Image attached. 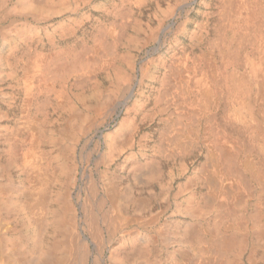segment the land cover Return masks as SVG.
Returning <instances> with one entry per match:
<instances>
[{
	"label": "bare ground",
	"instance_id": "obj_1",
	"mask_svg": "<svg viewBox=\"0 0 264 264\" xmlns=\"http://www.w3.org/2000/svg\"><path fill=\"white\" fill-rule=\"evenodd\" d=\"M75 1L0 0V82L16 94L0 91V264H90L91 254L102 264L115 232L135 221L140 231L118 237L109 264H264V0H211L212 59L197 55L202 71L185 81L187 92L214 105L207 167L174 195L171 183L165 185L163 196L174 200L180 216L153 231L149 179L163 154L140 144L121 159L144 100L133 101L126 117L94 140L99 124L92 114L114 111L132 93L133 74L109 72L107 90L95 85L75 93L76 84L63 85L74 69L76 82L86 80L91 63L118 43L115 28L109 34L107 27L98 29L89 60L56 46L74 19L40 24L69 15ZM146 1L107 0L105 10L116 17L123 7ZM194 136L181 131L170 139L185 146ZM223 158L234 171L227 198L219 194ZM88 160L90 172L84 170ZM200 184H210L209 193L200 194ZM182 191L190 194L180 201Z\"/></svg>",
	"mask_w": 264,
	"mask_h": 264
},
{
	"label": "rangeland",
	"instance_id": "obj_2",
	"mask_svg": "<svg viewBox=\"0 0 264 264\" xmlns=\"http://www.w3.org/2000/svg\"><path fill=\"white\" fill-rule=\"evenodd\" d=\"M211 2V0H149L139 5L133 4L131 8L125 6L118 16L113 17L108 14L109 7L105 10L110 3H107V0H76L73 6L77 9L69 12V15L62 13L48 19H40L43 27L74 19V22L68 26L72 28L71 32L56 46L72 48L78 53L83 52L89 60L93 57V39L98 34V29L107 27L109 34L111 28H115L118 43L114 48L107 50V53L100 58V62L91 63L93 67H90L86 73V80L76 82L77 71L74 69L63 85L66 87L67 83L68 86L76 84L77 86L73 88L75 93L91 91L95 85L107 90L111 85L107 76L109 72L121 68L124 72L133 74L131 96H125L114 111L106 112L107 109H100L92 114L93 118L98 119L97 124H99L94 140L108 129L115 128V124L126 117L133 101L141 98L144 100L143 108L135 116L137 124L132 145L129 143L124 146L121 159L131 151L136 152L140 144L147 145L155 155L163 154L160 164L157 165V175L149 179L154 193L148 210L149 214L157 215L155 222L149 227L150 231L169 219L180 216L176 213L174 200L172 198L167 200L163 196L165 185L171 183L172 195H174L179 186L183 187L194 173L207 167V145L210 139L206 130L213 126L214 105L199 92L191 94L187 92L185 81L191 78L193 72L197 75L202 71L201 64L197 63V55H202L203 52L206 59L207 57L212 59L215 15ZM193 32H197L199 36L191 39L190 35ZM51 50L53 49L48 47L46 52ZM112 52H115L117 57ZM188 85L195 86L192 81ZM0 91L10 96L16 95L5 81L0 82ZM7 107L12 114L13 106ZM224 111L223 114L226 116L227 109ZM192 130L197 135L194 136L196 139L193 137L185 146L178 144L176 139H170V136L176 133L181 131L189 133ZM239 154L238 169L243 163V153L239 152ZM224 159L221 160L223 172L219 194L227 198L234 171L232 162ZM93 169L92 160H88L84 170L90 172ZM136 186L140 187V183ZM210 186V184H200L197 190L205 195L209 193ZM189 194V191H182L179 200L188 197ZM124 215L130 216L126 213ZM134 228L140 231L141 222H131L129 226L115 232L110 245L103 251L102 264H109V256L117 247L118 237L121 234L131 233ZM91 255L90 264H94L93 260L96 257L94 254Z\"/></svg>",
	"mask_w": 264,
	"mask_h": 264
}]
</instances>
